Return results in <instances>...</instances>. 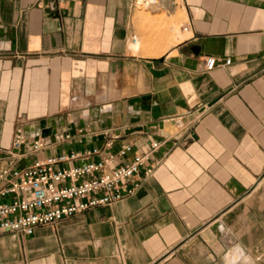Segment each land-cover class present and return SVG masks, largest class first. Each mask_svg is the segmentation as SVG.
<instances>
[{
  "label": "crops",
  "instance_id": "0c3cea01",
  "mask_svg": "<svg viewBox=\"0 0 264 264\" xmlns=\"http://www.w3.org/2000/svg\"><path fill=\"white\" fill-rule=\"evenodd\" d=\"M142 8L175 45L131 51ZM19 125L46 143L21 165L160 144L124 200L0 234V264H264V0H0V167Z\"/></svg>",
  "mask_w": 264,
  "mask_h": 264
},
{
  "label": "built area",
  "instance_id": "2783aa9c",
  "mask_svg": "<svg viewBox=\"0 0 264 264\" xmlns=\"http://www.w3.org/2000/svg\"><path fill=\"white\" fill-rule=\"evenodd\" d=\"M231 62L230 57L220 60L210 54L204 66L210 71ZM57 136L62 138V134ZM12 144L7 153L14 160L0 167V234L30 235L40 225L54 224L133 194L137 189L133 179L160 143L153 141L147 151L135 153L133 158L124 161L132 144L125 143L120 149L111 150L113 140L110 139L104 147L52 153L23 165L19 161L25 154L46 146L44 138L28 133L19 125ZM153 170V166L146 168L145 175L152 174Z\"/></svg>",
  "mask_w": 264,
  "mask_h": 264
},
{
  "label": "rangeland",
  "instance_id": "374dc122",
  "mask_svg": "<svg viewBox=\"0 0 264 264\" xmlns=\"http://www.w3.org/2000/svg\"><path fill=\"white\" fill-rule=\"evenodd\" d=\"M141 14V25L142 28L146 29L147 35H149L150 39L153 41L148 43V40L143 37V35L138 34L136 43L131 40L130 41V49L132 52H139L142 50V53L145 54H159L175 45L178 42V36L182 35V19H178L174 21L172 16L169 17L167 12L163 11L161 19H157L158 16H154L151 11H146L142 8ZM147 25V26H146ZM167 32L169 42L163 45L162 50H156V48L162 47L160 44L161 34ZM149 49V50H148ZM264 184V183H263Z\"/></svg>",
  "mask_w": 264,
  "mask_h": 264
},
{
  "label": "water",
  "instance_id": "95a60500",
  "mask_svg": "<svg viewBox=\"0 0 264 264\" xmlns=\"http://www.w3.org/2000/svg\"><path fill=\"white\" fill-rule=\"evenodd\" d=\"M164 59L163 58H155V61L156 62H161V61H163Z\"/></svg>",
  "mask_w": 264,
  "mask_h": 264
},
{
  "label": "bare ground",
  "instance_id": "6f19581e",
  "mask_svg": "<svg viewBox=\"0 0 264 264\" xmlns=\"http://www.w3.org/2000/svg\"><path fill=\"white\" fill-rule=\"evenodd\" d=\"M183 13V12H182ZM183 18V17H182ZM187 26V25H186ZM188 27H189V25H188ZM185 29H187L188 30V28H185ZM135 43H136V41H134Z\"/></svg>",
  "mask_w": 264,
  "mask_h": 264
}]
</instances>
